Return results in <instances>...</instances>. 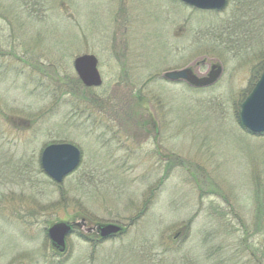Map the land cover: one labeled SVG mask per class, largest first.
Wrapping results in <instances>:
<instances>
[{"label": "rangeland", "instance_id": "obj_1", "mask_svg": "<svg viewBox=\"0 0 264 264\" xmlns=\"http://www.w3.org/2000/svg\"><path fill=\"white\" fill-rule=\"evenodd\" d=\"M254 1L0 0V264H264V134L238 122L264 69ZM50 143L80 151L60 183ZM66 221L120 231L59 254Z\"/></svg>", "mask_w": 264, "mask_h": 264}, {"label": "water", "instance_id": "obj_2", "mask_svg": "<svg viewBox=\"0 0 264 264\" xmlns=\"http://www.w3.org/2000/svg\"><path fill=\"white\" fill-rule=\"evenodd\" d=\"M191 7L201 10H222L227 0H179ZM78 79L87 87H98L102 84L97 69V58L92 54H83L73 61ZM188 70L171 71L165 77L171 80L186 78ZM203 81V80H202ZM201 82V81H199ZM239 119L242 126L252 134H264V69L254 87L240 105ZM80 151L70 143H52L43 148L40 154L42 170L55 182L60 183L65 176L73 172L80 162ZM101 237L118 233L120 228L115 224L99 227ZM71 227L65 222L50 226L47 235L50 241L60 248H65V237Z\"/></svg>", "mask_w": 264, "mask_h": 264}, {"label": "trees", "instance_id": "obj_3", "mask_svg": "<svg viewBox=\"0 0 264 264\" xmlns=\"http://www.w3.org/2000/svg\"><path fill=\"white\" fill-rule=\"evenodd\" d=\"M251 9H252L251 14L253 21L248 26V31L245 32V34L246 35L249 34L250 36L251 35L250 32L256 31L257 28L264 33V23L262 26L260 25V22L262 20L264 21V0H255L254 2H252ZM238 122L241 125L239 118H238Z\"/></svg>", "mask_w": 264, "mask_h": 264}, {"label": "flooded vegetation", "instance_id": "obj_4", "mask_svg": "<svg viewBox=\"0 0 264 264\" xmlns=\"http://www.w3.org/2000/svg\"><path fill=\"white\" fill-rule=\"evenodd\" d=\"M67 224L71 225L72 228H71V231L69 233H78L81 237L85 238V239H88V238H91L92 236L95 237L96 239L97 238H100L99 236V233L97 234V232H99V226L100 225H95V226H90V227H87L84 222H81V224H75V223H71L69 221H66ZM82 227L84 229H86L87 231V234L85 235H82V233L80 232V230H82ZM79 230V231H78ZM52 249L54 252L56 253H59V254H62L65 252V250L63 252H60L58 248H56L54 245H51Z\"/></svg>", "mask_w": 264, "mask_h": 264}]
</instances>
